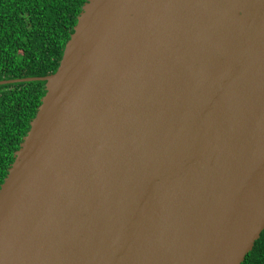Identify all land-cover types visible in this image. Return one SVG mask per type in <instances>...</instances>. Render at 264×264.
Listing matches in <instances>:
<instances>
[{
  "label": "water",
  "instance_id": "95a60500",
  "mask_svg": "<svg viewBox=\"0 0 264 264\" xmlns=\"http://www.w3.org/2000/svg\"><path fill=\"white\" fill-rule=\"evenodd\" d=\"M0 186V264H242L264 231V0H87Z\"/></svg>",
  "mask_w": 264,
  "mask_h": 264
},
{
  "label": "trees",
  "instance_id": "16d2710c",
  "mask_svg": "<svg viewBox=\"0 0 264 264\" xmlns=\"http://www.w3.org/2000/svg\"><path fill=\"white\" fill-rule=\"evenodd\" d=\"M87 0H0V81L54 74ZM45 82L0 85V186L41 100ZM242 264H264V231Z\"/></svg>",
  "mask_w": 264,
  "mask_h": 264
}]
</instances>
